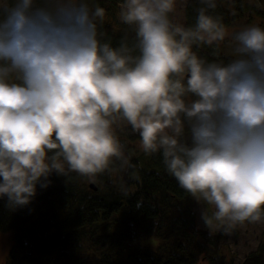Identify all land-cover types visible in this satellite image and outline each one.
I'll use <instances>...</instances> for the list:
<instances>
[{
  "label": "clouds",
  "instance_id": "obj_1",
  "mask_svg": "<svg viewBox=\"0 0 264 264\" xmlns=\"http://www.w3.org/2000/svg\"><path fill=\"white\" fill-rule=\"evenodd\" d=\"M198 3L185 24L178 0H118L114 45L96 0H0V198L10 210L53 172L95 182L133 169L118 135L130 128L205 206L210 235L264 220V27H230L216 11L223 0Z\"/></svg>",
  "mask_w": 264,
  "mask_h": 264
},
{
  "label": "trees",
  "instance_id": "obj_2",
  "mask_svg": "<svg viewBox=\"0 0 264 264\" xmlns=\"http://www.w3.org/2000/svg\"><path fill=\"white\" fill-rule=\"evenodd\" d=\"M260 1L234 0L216 11L229 26L246 13L264 18ZM96 2L107 10L103 30L115 45L123 35L118 0ZM198 6V0L186 1L185 24L194 23ZM118 135L135 167L98 176L97 189L76 173L53 172L51 183L38 184L24 207L10 210L0 198V228L12 230L14 238L4 264H197L202 254L208 264H235L221 253L222 232L210 235L198 227L196 211L186 204L190 194L167 173L162 156L133 145L139 137L130 128ZM239 264H264V240Z\"/></svg>",
  "mask_w": 264,
  "mask_h": 264
},
{
  "label": "rangeland",
  "instance_id": "obj_3",
  "mask_svg": "<svg viewBox=\"0 0 264 264\" xmlns=\"http://www.w3.org/2000/svg\"><path fill=\"white\" fill-rule=\"evenodd\" d=\"M187 0H178L177 5V19L181 22H185L184 8L181 6L186 3ZM219 1V0H218ZM234 0H223V4H231ZM247 2H259L260 6L263 5V1L260 0H244ZM259 5V4H258ZM118 9L116 8V11ZM253 23H259L264 27V18L257 13H246L242 19L235 22L230 27L239 28L244 25ZM224 55L227 53V49L222 52ZM133 145L138 146L139 141L133 142ZM90 182V180H89ZM186 204L194 209L197 213V224L200 229L207 230L203 226L200 219V211L203 204H197V202L189 195L186 199ZM208 231V230H207ZM220 231H216L213 234H218ZM264 240V220L257 223L245 222L243 225H238L231 235H224L220 240L221 253L227 256L228 259H232L235 264H239L243 259L253 250H255L260 241ZM14 238L12 230H4L0 228V264H4L7 260L10 250L13 248ZM197 264H208L207 259L202 254Z\"/></svg>",
  "mask_w": 264,
  "mask_h": 264
},
{
  "label": "water",
  "instance_id": "obj_4",
  "mask_svg": "<svg viewBox=\"0 0 264 264\" xmlns=\"http://www.w3.org/2000/svg\"><path fill=\"white\" fill-rule=\"evenodd\" d=\"M90 186H91V188H93V189H97V187H96V185H95V183H90Z\"/></svg>",
  "mask_w": 264,
  "mask_h": 264
}]
</instances>
